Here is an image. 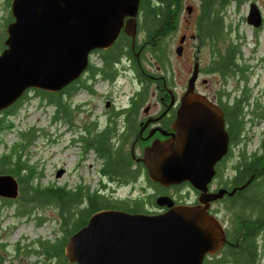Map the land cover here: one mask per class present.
<instances>
[{"label": "water", "instance_id": "1", "mask_svg": "<svg viewBox=\"0 0 264 264\" xmlns=\"http://www.w3.org/2000/svg\"><path fill=\"white\" fill-rule=\"evenodd\" d=\"M141 0H11L14 17L7 24L0 52V111L31 88L58 91L82 75L89 53L108 47L120 33L124 17L136 29ZM193 6L187 7L191 12ZM247 21L264 25L256 1ZM136 31V30H135ZM130 31L135 36L136 32ZM183 41V38L181 39ZM181 53V46L178 47ZM196 71L183 94L175 132L154 139L142 155L147 173L164 186L188 180L200 191L196 203H175L170 195L156 201L163 212L103 208L71 234L65 253L74 264H203L228 241L222 220L210 211L225 193L210 191L216 163L228 151L229 134L222 108L195 90ZM0 194L19 195V182L0 174Z\"/></svg>", "mask_w": 264, "mask_h": 264}, {"label": "flooded vegetation", "instance_id": "2", "mask_svg": "<svg viewBox=\"0 0 264 264\" xmlns=\"http://www.w3.org/2000/svg\"><path fill=\"white\" fill-rule=\"evenodd\" d=\"M181 17L171 32L160 36V40L164 39L166 43L164 44V55L159 56L153 50V46L162 45L161 43L156 44L157 42L154 40L155 36L153 34H148V29L144 26L146 18L142 15L140 2L136 29L128 24L129 21H132V18L130 15H126L120 33L114 42L108 47H96L90 51L87 66L82 75L77 78L79 81L76 80V82H71L58 91L51 92L68 95L70 96V100H73V95L75 96L83 90L85 93L83 101L75 102L74 104L76 112L82 111L83 122L76 124L74 115L67 121L70 129L79 128L83 131L76 138L75 143L82 145L85 150L83 139L87 135L91 133L100 134L106 130H109L116 137L123 139L125 137L124 145L131 154V165L134 168L141 166L145 169V171L135 177L134 181L137 182L139 179H142L148 182V179L151 178L147 173L144 161L141 159L144 150L154 139L163 140L171 137L172 133L175 132L174 122L182 104L183 94L188 89L189 80L196 71L195 90L206 94L214 103L222 108L225 117V127L229 134L228 151L216 163V175L209 183V189L210 191H216L221 187H226L229 191L234 188L236 190L234 193L227 192L223 197L212 201L210 211L214 212V204H222L225 198H228L230 203L235 199L234 196L239 189L237 188L239 185L233 181L236 170L234 165L240 157L241 150L256 151L261 145L264 126L259 144L252 150H248V145L253 139L252 134H250L251 129L255 130L258 124L264 122V99H260L264 95V88L261 81L256 83L259 87V93L256 97L253 92L252 83L249 80L238 81L236 75L229 76L226 87L224 76L219 71H211L208 68L211 56L207 63H202L200 53L202 44L200 41L192 51L191 62L188 63L183 55L184 51L188 41L191 39L197 41L198 36L196 32L188 33L186 31L187 27L192 23L190 16L185 17L186 24L184 23L183 30L181 29ZM130 31H135V36ZM5 34L7 36V32ZM171 38L173 40L177 38L176 46L171 42ZM182 38L183 41L181 40ZM179 46H181V53L178 52ZM4 47L3 41V47L0 49V52ZM245 61L248 60L245 59ZM248 69L250 74L252 66H249ZM212 76H215L219 81L216 89H213L211 86ZM122 78H128V81L133 85L132 91L126 98H119L114 94L116 92V85ZM107 85L109 89L105 90V93H102V90L106 89ZM101 86H103L102 90H100ZM69 89L71 93L68 91ZM241 95H245L244 97L247 98L246 100L243 98L244 106L242 114L245 115L248 123L240 128V133L236 138L232 122H229L231 121V116L234 114L230 111L228 113V110L234 108L236 100ZM60 119V117L54 118L56 121ZM88 150L89 148L85 151ZM92 151L94 152V150ZM94 153L97 154L96 152ZM222 166L230 168L231 174L221 177L219 169ZM5 173L8 172H0V174ZM255 173L256 171L252 175L254 176ZM103 176L107 178L103 183H117L121 181L118 175L103 173ZM225 179L230 180L226 185ZM18 182V196L10 197L0 194V221L5 220L6 217H10V213H2L4 209L8 211L9 208H13V212H15L14 216L21 218L20 215H24L22 217H29L28 219L37 221L38 218H36L35 212L38 211L39 206L36 205L35 209H31L27 214L22 212L20 208L21 188L20 181L18 180ZM154 182L158 183L162 190L155 194L154 202L150 206H147L148 211L146 212H163L169 208L167 205L157 203L156 198L160 195L172 196L176 204L198 202L200 191L188 180L168 186H164L157 181ZM254 184L255 182L252 183V185ZM181 185L183 186L178 188ZM185 185H191L192 189L188 192L184 191L183 187ZM191 192L194 194L193 198L189 197L191 196ZM22 222H24V219ZM36 223L38 226L42 224V222ZM18 227L19 225L11 226L9 224L3 228L0 224V264H42V257H44V264H53L52 256L49 255L52 252L44 250L42 243L54 244L61 236L43 239L42 236H29L27 233L21 232L18 238H12ZM261 233L257 238V242L259 258L261 263L264 264V253L260 250V238L264 233ZM31 256H34L36 260L31 259ZM28 257L29 259H27Z\"/></svg>", "mask_w": 264, "mask_h": 264}, {"label": "trees", "instance_id": "3", "mask_svg": "<svg viewBox=\"0 0 264 264\" xmlns=\"http://www.w3.org/2000/svg\"><path fill=\"white\" fill-rule=\"evenodd\" d=\"M248 1L250 0H199L195 31L200 43L209 48L211 59L208 68L211 71L217 70L224 76L226 87L231 75H236L238 81L249 80L250 65L245 61L243 52L245 38L239 28L227 18V10L232 4L240 8ZM185 3L186 0H141L142 15L146 18L144 26L148 29L149 35L155 36L156 44L162 45L153 46L157 55H164L165 51L166 42L164 39L160 40V36L168 34L175 28ZM12 19L13 16L9 12L5 16V21L8 24ZM2 47L3 42L0 40V49ZM76 80L79 81L75 79L72 82ZM30 89L54 105V114H58L53 115V118L60 117L68 121L75 115L76 107L69 101L70 96L31 87L14 104L0 111V131L11 124V116L16 114L28 99L27 92ZM71 90L68 91L71 93ZM244 96L241 95L236 100L234 108L228 110V113L230 111L234 114L229 122H232L236 138L240 128L248 123L242 114L243 98L247 99ZM33 131V127L28 131H21V141L11 145L8 150H0V172L13 174L20 181L22 212L27 214L36 205L53 206L58 210L61 238L54 244L42 243L44 250L52 252L49 255L55 260L53 264H74L65 253L66 241L71 234L88 222L94 212L103 208L146 212L148 204L154 202L155 194L162 190L161 186L151 179H148L149 185L153 188L151 191L145 195L125 198L110 195L106 189L107 183H101L95 189L84 184L73 187L57 185L54 182L44 184L36 166L30 163L28 158L23 157V149L27 140L32 138ZM83 140L87 146L82 142L85 150L88 148L94 150L101 158L102 173L118 175L121 181L135 183V177L145 171L141 166L134 168L131 165V154L124 145L125 137L124 139L116 137L106 130L100 134L91 133ZM234 167L236 170L233 181L239 185L237 187L239 189L233 202L230 203L228 198H225L221 204L225 206L226 219L225 221L220 219L225 225L228 241L220 252L206 256L203 264H262L257 238L262 230L261 234L264 233V133L259 149L251 152L241 150ZM255 171L253 176L252 173ZM219 174L221 177L227 176L226 174H231V169L222 166ZM225 181V185L230 182L229 179ZM143 189L146 190V187L143 186Z\"/></svg>", "mask_w": 264, "mask_h": 264}, {"label": "rangeland", "instance_id": "4", "mask_svg": "<svg viewBox=\"0 0 264 264\" xmlns=\"http://www.w3.org/2000/svg\"><path fill=\"white\" fill-rule=\"evenodd\" d=\"M11 0H0V40L1 43L6 38L7 21L5 16L10 12ZM256 1L264 16V0H250L243 4L240 8L231 5L227 10L228 21H231L233 25H236L241 31V34L245 38L243 44V52L247 63L252 66L249 74V81L252 83L254 94L258 95L259 87L257 82L261 81L264 88V25L260 27H254L247 21V15L250 8V2ZM193 5L191 12L187 7ZM199 11V0H186L183 12L181 14V29L183 30V24L186 22L185 17L190 16L191 25L187 27L188 33H195V17ZM11 13V12H10ZM186 24V23H185ZM185 30V29H184ZM176 41L171 38V42L175 44ZM199 40H189L187 47L184 51V57L188 63L191 62L192 51ZM175 52V51H174ZM202 63H207L210 57L208 46L202 45L200 49ZM189 65V64H188ZM219 85V81L215 76L211 77V86L216 89ZM133 85L128 78H122L116 85L115 96L119 98H126L132 91ZM261 88V87H260ZM103 86L100 87V90ZM102 93H105V90ZM118 89V90H117ZM121 90V91H120ZM29 96L24 101L23 106L19 111L11 116V124L0 131V150H8L11 145L22 140L21 131H28L31 127L34 128L32 138L27 140L23 149V157L28 158L29 162L36 166L41 175V179L44 184L56 183L57 185H67L73 187L78 184L89 185L95 189L107 180L103 176L100 168L102 160L92 150L85 151L79 143H75L76 138L83 132L79 128L70 129L68 122L64 119L59 121L54 120L53 114L55 111L54 105L50 104L46 98L41 94L30 89L27 92ZM252 95V94H251ZM85 97V93L81 90L77 95H73V100L69 101L75 107V102H82ZM264 99V95L260 97ZM75 123L81 124L83 122V113L75 112ZM264 122L258 124L255 130L251 129L252 134L251 143L248 145V150H252L259 144L260 137L263 132ZM74 140V142H73ZM106 178V179H105ZM146 187V190L143 189ZM107 192L117 197H136L138 195H145L146 192L151 191L153 188L148 182L139 179L137 182H107ZM191 185H185L183 190L188 192L191 190ZM190 198L194 197L191 192ZM149 204L148 206H150ZM221 206L223 209H221ZM35 209V206L31 208ZM214 212L219 218L225 221L226 211L225 206L219 203L214 204ZM2 213H10V217L1 220L0 224L4 228L5 225H19L15 230L12 238H18L21 232L27 233L29 236H42L43 239L47 237L56 238L61 236V220L58 210L53 206H39L38 211L35 212L37 221L14 216L13 208H9L7 211L4 209ZM224 217V218H223ZM24 219V222L22 220ZM36 222H42L41 226H38ZM2 232V231H1ZM261 247L260 250L264 253V234L260 238ZM36 260L34 256L30 257ZM44 257H42V264H44ZM29 259V257L27 258ZM52 262H54L52 258ZM264 262V258H263Z\"/></svg>", "mask_w": 264, "mask_h": 264}]
</instances>
